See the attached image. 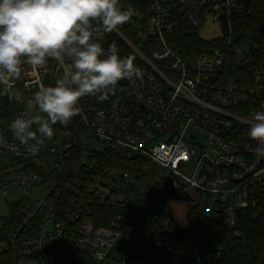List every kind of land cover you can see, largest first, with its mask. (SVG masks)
<instances>
[{
  "label": "built area",
  "instance_id": "2783aa9c",
  "mask_svg": "<svg viewBox=\"0 0 264 264\" xmlns=\"http://www.w3.org/2000/svg\"><path fill=\"white\" fill-rule=\"evenodd\" d=\"M120 3L135 12L139 4L146 11L145 31L151 39L147 52L117 28L112 31L137 58L134 64L142 78L125 79L104 100L82 98L81 112L66 126L53 125V138L38 153L32 154L15 139L10 123L25 114L24 102L11 108L9 103L16 98L10 93L13 98L9 99L0 85V154L21 157L25 168L24 174L2 185L3 195L16 187L28 201L9 234L19 264H153L177 226L171 201L180 195L187 208L221 221L236 237L240 235L239 214L248 212L262 224L264 235V157L254 152L257 142L248 135L247 122L254 113L264 112V61L250 77H241L224 68L228 50L237 56L239 43L244 41L232 44L229 37L220 47L188 58L174 44L180 20L197 32L210 23L220 29L224 22L230 34L231 19L249 13L250 0ZM105 35L100 42L107 52L110 46ZM21 68L20 77L10 81V91L22 93L27 101L62 75L53 59L35 70L29 65ZM84 139L101 148L85 149ZM46 147L57 154L52 169L44 160L34 161L44 157ZM104 149L135 160L136 170L88 179L97 162L95 154ZM29 162L53 171L55 178L42 181ZM186 167L188 172L180 171ZM42 184L50 187L44 196L27 191ZM85 189L92 200L85 197ZM189 190L199 203L188 195ZM93 200L121 210L109 217L106 226L98 225L86 218ZM141 223L152 224L163 235L161 239L155 244L140 240ZM58 239L64 244L57 245ZM220 254L221 249L207 252L187 259L186 264H214Z\"/></svg>",
  "mask_w": 264,
  "mask_h": 264
},
{
  "label": "clouds",
  "instance_id": "9594fccd",
  "mask_svg": "<svg viewBox=\"0 0 264 264\" xmlns=\"http://www.w3.org/2000/svg\"><path fill=\"white\" fill-rule=\"evenodd\" d=\"M136 14L120 0H0V85L10 94V81L22 65L32 69L55 60L62 75L53 86H42L27 101L28 110L43 114L18 115L10 129L21 145L36 154L54 136L53 125H67L81 112L82 98H107L121 80L142 78L132 56L121 57L115 45L107 52L103 36ZM20 99L19 95L15 97ZM257 157H264V112L249 119ZM36 129L33 130V125Z\"/></svg>",
  "mask_w": 264,
  "mask_h": 264
},
{
  "label": "trees",
  "instance_id": "16d2710c",
  "mask_svg": "<svg viewBox=\"0 0 264 264\" xmlns=\"http://www.w3.org/2000/svg\"><path fill=\"white\" fill-rule=\"evenodd\" d=\"M250 5L249 13L231 19L230 34L228 26L224 22L221 23L222 35L216 39L201 38L196 30L190 29L184 21L180 20L175 28L177 36V41L174 43L175 48L182 57L188 58L209 47H220L229 37L232 44L240 41L250 43L254 50L246 62L239 63L236 61L235 52L228 50V62L224 68L225 71L236 72L241 77H250L257 64L264 61V0H250ZM145 21L146 11L142 5L137 4L136 14L129 22L118 26L117 29L129 41L147 52L151 39L145 31ZM104 40L108 46L115 45L121 57L132 56L134 63L137 62L135 55L113 32L106 33ZM124 81H119L115 89L122 87ZM95 155L97 162L89 171L88 179L104 178L110 172H134L136 170L134 168L135 160L121 158L111 150L104 149ZM28 165L41 174L42 181L48 182L54 177L51 170H46L32 162H29ZM83 193L86 198L92 200V195L88 194L86 189ZM22 199L24 198L22 197ZM22 208L21 200L9 204L8 217L4 219V225L0 230V264H19L18 250L10 244L9 234L20 221V217L23 215ZM188 208L195 214L193 224L187 228L175 226V229L169 234V242L158 250L153 264H186L187 259L207 252H216L219 249H221V254L214 264H264L262 224L256 221L250 213L239 214L240 235L236 237L221 221L213 217H206L198 210ZM89 209L90 213L86 218L103 226L107 225L110 216L121 210L120 208L119 210L109 209L105 205L100 206L94 200L90 203ZM139 226V238L145 243L155 244L163 236L152 224L141 223Z\"/></svg>",
  "mask_w": 264,
  "mask_h": 264
},
{
  "label": "rangeland",
  "instance_id": "374dc122",
  "mask_svg": "<svg viewBox=\"0 0 264 264\" xmlns=\"http://www.w3.org/2000/svg\"><path fill=\"white\" fill-rule=\"evenodd\" d=\"M198 35L203 39H211V38L219 37L221 35V32L217 24L210 23L200 28L198 31ZM248 53H249L248 44L240 42L239 47L237 49L238 61L243 62L245 60V57L248 55ZM10 93L13 94L15 97L17 95H19L20 97L19 100L15 99L9 103V106L11 108L21 105L20 104V101H21V102H24V104L21 106L23 107V110L25 111V113H27V116L29 118L35 117L36 115L43 116V114L40 113L38 109L31 110V111L27 109V100L26 99L23 100L24 96L22 93H18L15 89H12ZM35 126L36 125L34 124L33 130ZM82 141H83V145L85 149L87 150L91 148H95V149L101 148L98 145H93V143H91L89 140L84 139ZM43 152H44V157L42 154L40 158L38 159L34 158V161L37 160L41 162L44 160L47 167L52 169L54 162L57 160L56 158L57 154L55 152L54 153L49 152L47 147L43 149ZM23 163H24V160L21 157H17V156H14L12 154L5 153V152L0 154V230L4 225V219L8 217L9 204L17 202L19 200H21V205L23 206L28 204V201H26L25 199H22L23 192L17 189L16 187L8 188L6 195L2 194L3 184L8 183L12 179H15L25 173V168H23ZM188 169L189 168L187 167L181 168L180 171H182L183 173H186L188 172ZM156 170L159 172V168H156ZM49 188L50 187L46 186L45 184H42L37 187H30L27 189V191L31 195L44 196L45 194L48 193ZM187 193L188 195L194 198V202L196 203L200 202L199 198L194 196V193L191 190H189ZM171 211H172L174 222L177 225V227L187 228L193 224L194 215L187 208L184 197H182L181 195L174 198L171 201ZM56 244L59 246H61V244H64L63 239L56 240Z\"/></svg>",
  "mask_w": 264,
  "mask_h": 264
},
{
  "label": "water",
  "instance_id": "95a60500",
  "mask_svg": "<svg viewBox=\"0 0 264 264\" xmlns=\"http://www.w3.org/2000/svg\"><path fill=\"white\" fill-rule=\"evenodd\" d=\"M248 46H249V51H250V53H252L253 50H254L253 46H252L250 43H248Z\"/></svg>",
  "mask_w": 264,
  "mask_h": 264
}]
</instances>
